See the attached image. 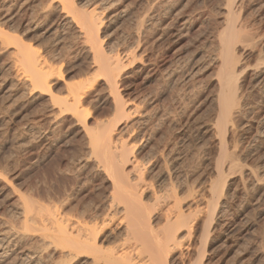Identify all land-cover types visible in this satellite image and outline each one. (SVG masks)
I'll return each mask as SVG.
<instances>
[{
  "label": "rangeland",
  "instance_id": "obj_1",
  "mask_svg": "<svg viewBox=\"0 0 264 264\" xmlns=\"http://www.w3.org/2000/svg\"><path fill=\"white\" fill-rule=\"evenodd\" d=\"M14 1H15L13 4L14 8L12 12L13 15L14 14L17 15V19L16 16L14 15L12 21L6 23L5 25L6 28L10 32L11 31H13L14 33L17 32L16 36L18 38L19 36H21L20 39H22V41L26 43L29 42L28 46L34 47L32 49L37 53L41 52L42 53L41 55L46 57L47 60H50L51 62L56 64H58V62L61 60L60 64H58L59 66L61 65L62 67L61 69L63 73V79L61 82L70 81L69 78L71 79L70 82H74V81L79 82L80 78L83 82L86 81L84 80L85 76L86 77L89 76L87 78H90L92 76V74H90L91 72L89 68L90 65H92L91 55L88 54V52L83 48L81 41L77 37V33H74L76 32L75 30L71 28H65V29L62 28V26L60 25L61 23L60 15L58 13L55 14V12L53 13L51 10L52 5L55 4L53 3L54 1L52 2L50 0L52 2L50 3L51 6L49 4L50 2L49 0H42L43 2L41 0H26V2L25 0H14ZM74 1L75 4L77 5L80 4L79 6H81L82 4L84 6H86L87 4L88 6L89 3H91L89 5L91 6L93 4H97V1L99 3L100 0L97 1L74 0ZM105 2L107 3V5L104 6V10L102 12L103 13L102 17L105 20L103 21L100 27V43L102 47H104L106 51L112 50V52L114 51V53H117L116 52L117 49L120 52L123 50L122 48L125 49L129 47L130 48L134 47L132 49L135 50V54L138 56L133 59V62L130 61L131 64H129L130 62L128 61L129 63H126L121 70L120 77L118 79V84H119L118 89L120 95L123 97L124 101H126V103L131 106L142 102H146V104L144 106L142 105L141 108H144L146 106L147 109H151V110L157 109L160 112V114L163 113V116L165 115L164 116L165 124L161 123L157 127H154L155 126L154 124H147L145 127L144 126L142 127V125H137V128H135L136 126L129 128L130 129L128 130L129 132L127 131L129 135L127 132H124L123 136H125L126 138H130L131 135L132 139L130 138V140L132 141L134 140V152L136 153L137 156L138 155L142 156L143 153L145 154L147 151V148H143L142 146L144 144V141H141L142 139L141 136L144 133L147 134L153 128H156L158 130L159 136L164 135V133L167 134V132L170 133L171 131H173L172 135L171 133L170 134L168 133L169 136L167 135V139L170 136L176 137L175 138L176 140L179 138L177 142L178 143L180 142V145L182 144L180 147V154H181L180 155L181 157L179 156L180 159L182 160L185 158L188 159V156L190 158L193 157L194 154L193 160H194V164L196 163L195 170L197 172L195 179L200 181H207V182L217 180L215 179L217 178V176L213 172V169L218 159V154H217L218 150L216 149L217 148L216 144H218L217 142L218 139L216 140L215 139L216 137H214L216 133L214 132L215 130L212 128V125L215 124L213 122L214 120H216L215 114L217 113L216 111H214V109L216 110V107H215V102L213 100L216 99V96L218 95L217 93L219 92L217 79L220 78V74L217 75V72L220 69V61H216L214 57H216L218 52H220V50L222 49L220 45L221 41L218 42V40H220L221 38L220 36L225 31L226 24L228 23L229 20L227 16L228 14L226 15V11L224 10V8L228 3V0H164V2L162 0H120V1L117 0L115 1L116 3L115 2L109 3V0H107ZM23 3L24 5H22ZM20 5H22L23 7ZM42 7L44 8L43 11L46 10V12L44 13H46L47 15L45 16H43L44 13L41 12ZM106 7L107 8L109 7L108 11ZM16 9H18V12H15L17 11ZM35 9H38L36 10L38 11L37 15ZM50 14L51 17L49 16ZM151 15H153L154 17ZM144 17L145 19L147 18L148 20L147 19L144 20ZM34 18L35 20L37 18L38 19L35 21ZM49 18H51V21H49L50 20ZM236 19L238 20V22L235 21L237 24H239V22L242 24L241 30L243 29L242 32L243 34L245 33L246 36L244 38H241V40L237 43L236 48L238 50L236 49L235 51L236 58L237 59L240 58L239 59L240 65L242 63L245 68V69L243 68L241 73H239V76H241L240 80L245 84L243 88L244 93L242 92V95L240 97V102L242 104L241 116L243 117L241 118L240 116L239 120L236 119L232 123L233 135L231 134L232 136L230 137L228 143L231 144L233 142L231 146L229 144L231 148L229 150L234 153L232 159H234L235 157V159L239 158L238 160L240 161L234 159L235 160L234 164L236 165L235 167L236 169L234 168L235 171L234 170L230 171L228 169L225 170L224 172L225 173L224 177L226 180V183L224 185L225 192L221 194V196H223L221 198L219 196L220 194L218 195L219 197L216 196L217 199L220 200L222 203L221 202L218 203V200L217 202L215 201L216 202L214 204L216 205L215 208L218 206L217 207L218 210L217 209L215 210L216 211L215 214L217 213L218 215L219 214L222 215L221 211L225 212V214L223 213L224 216L222 215V217L220 215L219 217L217 214L215 215L214 222H216V224H219L217 228L218 232L216 231L212 235H210L209 242L206 247V251L204 253V257L202 256L203 262H205L206 264H264V170H263L264 169V70L262 71V69H264V47H261L264 46V0H244V5L237 8ZM142 21L143 23L141 24ZM153 22H155L156 24L159 22L157 27L155 23L153 24ZM136 24L138 25L140 24L139 25L140 27L142 25L143 28L141 27L142 28L141 29ZM137 26L141 30L137 28ZM16 28H18L17 31ZM61 30L64 31L62 32ZM245 30H247V33ZM123 31L125 34L123 33ZM249 32L252 33L250 34ZM249 34L251 35V37ZM247 35L249 36V38H247L248 37ZM218 37L220 38L218 39ZM123 39L125 40V42L123 41ZM136 39L137 40L139 39L138 40L139 42L136 41ZM245 42L247 45L245 44ZM242 43L244 44L245 48ZM10 48L11 47L9 48L5 47L0 42V49H1L0 50V176H1L0 177V243L2 244V245L0 244L1 245L0 247L3 246L0 249L6 250L7 252L6 251L5 252L7 254L8 252L10 253L9 255L6 254V258L5 257L0 258V264H5V263L25 264V262H22V258L20 256H22L23 253L30 251L32 253L36 251L35 253L40 255L38 256L41 257V260L40 261L37 260L36 261L37 264H45L46 262L48 264H56L54 260L57 259L58 255L55 254L54 256L53 255L51 256L50 255L51 249L47 247H43V245L39 241L38 236H34V239L31 238V240L33 239L32 241H34V243L29 239V242L31 241L30 243L27 240L22 241L23 243L22 242L19 243L18 241V243H16V245L13 246L12 245L10 246V244H7V242L4 240L5 237L11 236L12 232L14 233V231H18L19 229L23 231L24 229L23 226L21 225L25 224V221H23L24 223L22 222L23 219H21L22 215L21 212H19L20 211L19 208L22 207L21 203L24 202L23 200L25 196H26L25 200L27 201L29 200L30 202L29 204L33 209H34L33 206L37 205V207L39 208V206L42 203L47 204V205L44 204V206L49 205L48 207L53 209L52 205L55 202L57 204V201H60L57 205L61 206L60 203L62 199L66 200L70 198L68 200H71L73 198L72 201L74 200V202H76L81 197L83 198V200H81L82 198L79 199L81 201H84V199L94 198L106 192L109 189L110 185L108 181H106L105 179L106 177L103 176L104 174L102 172L97 171V169L96 170L94 169L96 168L94 165L96 158L94 155H92L91 150L88 148L89 144L87 143L88 137L86 136L87 135L85 133L86 131L83 129L81 125L80 126L76 125V122L73 119H71V117L68 115H65L63 117L64 115L63 114L60 116L61 118L60 119L59 115L55 114V116L58 117L56 122L55 119L54 120L52 119L56 117L54 116V111L49 107L50 103L48 104L49 102L48 97L40 96L39 94H37L38 92L37 93L34 92L33 90H31V88L29 90L28 86L25 87V82L23 79L24 76L22 77V75H19L22 73L18 71L19 69V68L17 69L18 65L15 66V64L12 63V61L14 62V60L12 58L13 55L11 53L12 49ZM141 53L142 55H140ZM155 61L156 63H154ZM84 62L85 65L83 64ZM86 65H88V67ZM71 66L74 69L71 68ZM16 71L20 73L18 74ZM218 73H220V71ZM217 76H219V78H217ZM20 77H22L23 81ZM61 82L60 81L57 82V84L54 86V90L58 94L59 93L63 94L65 91L64 89L65 84ZM94 83L95 82H93V84ZM102 83L103 82L101 81L99 83H95V85L92 86L93 88L89 87L90 89L92 88L91 89L92 92H88L89 94L87 93L88 96L86 95L87 96L85 98L86 100H84V102H87L85 103V106L87 104L88 109L90 108L89 112H91L89 114L91 116H89V119L87 121L89 126L94 127L96 125L95 122L101 121L103 119L104 120L109 119L112 117L113 114L112 110H110L112 108V105L110 104L112 103L111 102L112 99L108 95V93H106L108 91H106V89L104 88L105 87L104 84L103 86L101 85ZM90 89L88 91H90ZM95 90L98 92L101 90L102 92L100 91V93H98ZM20 100L22 103L20 102ZM186 101L188 103H186ZM153 106L154 108H151ZM244 106L246 110L244 109ZM243 110H245V112ZM163 111L168 113L164 114ZM48 114L50 117L48 116ZM132 116L133 117H131V119L137 118V115H132ZM93 118H95V120ZM174 118L176 119L174 120ZM240 120H241L240 124L242 125L238 124ZM235 123H237L238 125ZM163 125L166 126L163 127ZM148 127H150L151 129ZM173 127L174 128L176 127L175 129L177 130H175ZM176 131L177 132L179 131V133H177ZM119 132L120 131L117 130V133ZM233 139L235 142L233 141ZM138 141L141 143H139ZM183 148L186 149L184 150ZM188 149L190 150L188 151ZM232 149L235 152L232 151ZM187 151L189 152V154L190 153L191 154L188 155V153H186ZM85 156L89 158V160ZM80 157H83V160L82 158L80 159ZM256 158H258L259 160ZM187 159H185L184 162ZM251 163H253L252 166ZM86 164L88 167L86 166ZM237 165H239L238 167L241 169V171L237 167ZM78 166L79 167L81 166L82 168L81 167L79 168ZM89 167H93L94 170H92ZM75 169H77V171ZM249 171L251 172L249 173ZM253 171L255 172V174ZM229 172L231 173L233 172L232 177H231L232 174L230 173L229 175ZM240 172L241 173L245 172V173L244 175L243 174L241 175ZM247 174H249V176L250 174H252L251 176L256 177L254 178L257 179L255 180V184L251 183V181L248 180V177H246ZM212 175L213 177H211ZM66 176H69V179ZM240 176L242 177L244 176L243 177L244 179L241 178ZM42 177L43 179H41ZM237 177H239V179ZM258 181H260V183ZM242 182L244 183L243 186L241 184ZM245 182L247 185L245 184ZM64 185H66L67 187ZM71 185L73 187H71ZM247 186L249 187L247 188ZM43 188H45V190ZM76 188L77 190H79L78 193ZM65 189L68 190L67 192H69V190H73V191H70L71 194L65 193ZM57 190L59 191L57 192ZM52 193H54L55 196H53ZM60 198L62 199L60 200ZM225 199L229 200V202L226 201ZM31 202L32 204H34L33 206ZM44 206H40V207L46 209ZM58 206H56V208ZM16 212L18 213V215ZM222 224L225 226H223ZM37 225L39 224H36L35 226ZM8 228L12 232H10ZM15 228L18 230H16ZM1 238L3 239V242ZM35 241H39V242H35ZM38 243L40 244L38 245ZM31 244H33V246H35L36 248L39 247L38 248L39 252H37L38 250H36L35 247L33 246L30 247ZM41 246L43 247L44 250L43 249L40 250V248H42ZM47 253L49 254V256H51L52 259L48 257ZM199 257H201V255ZM14 258L15 260L18 258L19 260L17 259V261H15ZM49 258L51 260H49ZM83 261H84L83 259L81 261L78 259L77 261L70 262V264H80V263L82 264Z\"/></svg>",
  "mask_w": 264,
  "mask_h": 264
},
{
  "label": "bare ground",
  "instance_id": "obj_2",
  "mask_svg": "<svg viewBox=\"0 0 264 264\" xmlns=\"http://www.w3.org/2000/svg\"><path fill=\"white\" fill-rule=\"evenodd\" d=\"M0 1H1V3H0V42L2 45H4L7 48L11 47L10 49H12L11 53L13 55L12 58L14 60V62L12 61V63H14L15 66L18 65L17 69L19 68L18 71H20L22 74H19L20 72L19 73L17 71L16 72L19 75H22V77L24 76L23 79L25 82V87L28 86L29 90L31 88V90H33L34 92H36V93L38 92L37 94H39L40 96H47L48 97V99H49L48 104L50 103L49 107L54 111V116H55V114L56 115L58 114L59 118H60V116L63 114H64L63 117L65 115H68L71 117V119H73L76 122V125H79V126L81 125L83 127V129L86 131L85 133L87 135L85 133L84 134L88 137V142H87L89 144L88 148L91 150L92 155H94L96 158L95 163H94L96 168H94V169L95 170L97 169V171L102 172L104 175L102 173L101 174L106 177L105 179H106V181H108V183L110 185L109 189L106 192H104L103 194H100L94 198L84 199V201H81V200H83L82 197H81L82 199L79 198L81 200L78 199L79 201L75 200L76 202H74V200L72 201L73 198L71 200H68L70 198H68L66 200H63L62 198H60V200L62 199V201H61L62 204L60 203L61 206L57 205L60 202V201H57V204H56V202L53 203V205L56 204L54 206L52 205L53 209L49 208L48 207L49 205L44 206L45 203H42L43 205L40 203L41 204L40 206H44L46 209H44L43 207L41 208L40 206L38 208L37 205L33 206L34 204H32V202H31L32 206L34 207V209H33L29 204L30 203L29 200L28 201L25 200L26 196H25V198L23 197L24 202L21 203L22 207L19 208L20 211L19 210L18 211L21 212V215L23 217V218L21 217V219H23L22 222L25 221V224L21 225V226H23L24 229H23V231H21V229H19L20 230L19 231L18 229L15 228L18 231H14L11 228L14 231V233H13L9 229L10 228L9 227L8 229L10 230V232H12V234L9 232L11 234V236L5 237L4 240L7 242V244H10V246L11 245L13 246V245H16V243H18V241H19V243H21L22 241H25V240H27L29 242V239L31 240V238L34 239V236H38L39 241L43 245V247H47V248L51 249V254H50L51 256L52 255L54 256L55 254L58 255L57 259L54 260L56 262V264H68V263L70 264V262L77 261L78 259L80 261L82 259L84 260L82 264H206L205 262H203V257H204V253L206 251V247H207L208 242H209L210 235H212L214 232H216L217 228L219 226V224H216V222H214L215 215L217 214V213L215 214V212H216L215 210L218 207L217 206L215 208L216 205H214V204L218 200L217 197H219V196H220V198L223 197V196H221V194H223L225 192V188H224V185L226 183V180L224 177L225 170L228 169V170L232 171L236 167V165L234 164L235 163L234 161L237 158L235 159V157H234L235 160L232 159L234 156V153L229 150V149H231L230 146L233 142L231 144L228 142H229L230 137L233 135L232 134V129H233L232 123L236 119L239 120L241 113H242L241 112V105L242 104L240 102V97L242 95V92L244 93L243 88H244L245 84L240 80L241 76H239V73H241L244 66L242 63H241V65L243 67L240 65V63H239L240 58L239 59L236 58L235 51L237 49L236 48L237 43L241 40V38H244L246 36H245V33L243 34V32H242L243 29L241 30L242 24L240 22H239V24H237L235 21L238 22V20L236 19L237 8L244 5V0H228V3L226 5V7L224 8V10L226 11V15L228 14L227 16H228L229 20H228V23L226 24L225 31L220 36L221 38L218 37V39L220 38V40H218V42L221 41L220 45H221L222 49L220 48L221 49L220 52H218L217 56L214 57L216 61H220V69L218 70V72L220 71V73L217 72V75L220 74V78H219V76H217V78H219V79H217L218 80L217 83L219 86L218 87L219 92L217 93L218 95L216 96V99L213 100L215 102V107H216V110L214 109V111H216L217 113L215 114L216 120H214V118H213V120H214L213 123H215V124H213L214 126L212 125V128L215 130L214 132L216 133V135L214 137H216L215 138L216 140L218 139L217 140L218 144H216L217 145L216 149L218 150V153H217L218 159H217V161L215 160L216 164H215V167L213 169V172L217 176V178H215V179H217V180L209 181V182L200 181V180L195 179L197 172L195 170V168H196L195 164L196 163L194 164V160H193V157H194L193 153L194 152L192 153L193 157L189 158V156H188V159L185 158V159H187L185 162H184L185 159H183V160L180 159V157H181L180 156L181 155L180 154V147L182 144L180 145V142L179 143L177 142L179 140V138L176 140L175 139L176 137L170 136L167 139V135L169 132H167V134L164 133V135H161L162 134L161 133L160 134L161 136H159L158 130L156 128H153L152 130H150L151 128L148 127V128H150L149 129L150 131L147 134L144 133L141 136L142 139L139 137L141 139V141H144V144L142 145L143 148H147L146 153L145 154L143 153L142 156H140V155L137 156L136 153L134 152V140L133 141L130 140L131 135H130V138H126L125 136H123V133L130 130L129 129L130 127L136 126L135 128H137V125H142V127L143 126L145 127L147 124H154L155 125L154 127H157V126H159V124L164 123V116L165 115L163 116V113L160 114V112L157 109H153V110L147 109L146 106L144 108H141V106L142 105L144 106L146 104V102H142V103L131 106V105L127 104L126 101H124L123 97L120 95L119 89H118V85H119L118 79L120 77L121 70L126 63H129L130 61L133 62V59L138 57V56L135 54V50L132 49L134 47H132V48L129 47V48H125V49L122 48L123 50L120 52L117 49V51H116L117 53H114V51L112 52V50L106 51L104 49V47H102V45L100 43V27H101L103 21L105 20L102 17L103 16L102 12L104 10V6L107 5V3L105 2L107 0H100L99 3L96 0L97 4H93L91 6H89L91 3H89L88 6H87V4H86V6H84L83 4L81 6H79L80 4L79 5L75 4L74 0H51L52 2L54 1L53 3H55L52 5L51 10L53 13L55 12V14L58 13L60 15V17H61L60 25L62 26V28H64V29L65 28H71V29L75 30L76 32H74V33H77V37L81 41L83 48L88 52V54L91 55V59H92L91 64L92 65H90L89 68H90V72H91L90 74H92V76L90 78H87L89 76H87V77L85 76L84 80H86V81H83V82H82L81 78H80L79 82H75L74 80H73L74 82H70L71 81L70 78H69L70 81L61 82L63 79V73H62V69H61L62 67H61V65L60 66L58 65V64H60L61 60L58 62V64H56V63L51 62L50 60H47L46 57L41 55L42 54L41 52H39L40 53L39 54V53L33 51L32 48H34V47L28 46L29 42L26 43V42L22 41V39H20L21 36H19V38L16 36L17 35L16 31L18 28H16V31H15L16 33H14L13 31L10 32L6 28L5 25L9 21H12V19L14 18L15 14L13 15L12 10L14 8L13 4L15 1L14 0H0ZM51 1L49 2V4L52 3ZM115 1H117V0H109V3L110 2L114 3ZM162 1L164 2V0H162ZM25 2H26V0H25ZM24 3L22 5H24ZM22 5H20V6H22ZM50 6H51V4H50ZM15 7H16V4H15ZM20 8H18V9H20ZM108 8H107V11H108ZM18 9H16L17 11H15V12H18ZM43 9L44 8L42 7L41 12H43V13L46 12V10L43 11ZM36 10H38V9H35V11ZM142 10H144V9H142ZM150 10H151V8H150ZM148 11H149V8H148ZM33 12H34V10H33ZM37 12L38 11H36V15H37ZM49 12H50V10H49ZM31 14H30V16H31ZM45 15H47V14L44 13L43 16H45ZM15 16L17 19V15H15ZM34 16H32V17H34ZM49 16L51 17V14ZM112 16H114V15H112ZM151 16H153V15H151ZM107 17H108V15H107ZM23 18H22V20H23ZM49 19H50L49 21H51V18H49ZM146 19L144 17V20H146ZM34 20H35V18H34ZM142 23H143V21L141 22V24ZM154 23L155 22H153V24ZM158 23L157 24L155 23L156 27H157ZM153 24H152V26H153ZM136 25H138V24H136ZM138 26H137V28L140 27V26L139 27ZM141 27H142V25H141ZM248 27H249V25H248ZM163 29H164V27H163ZM54 30H56V29H54ZM56 31H58V30H56ZM245 31L247 33V30H245ZM123 33H124V31H123ZM22 37H23V35H22ZM125 37H127V36H125ZM250 37H251V35H250ZM247 38H249V36ZM63 39H64V36H63ZM68 39H69V37H68ZM259 39H260V37H259ZM30 40H31V38H30ZM49 40H50V38H49ZM138 40L136 39V41H138ZM261 40H262V38H261ZM66 41H68V40H66ZM123 41L125 42L124 39H123ZM245 41H246V39H245ZM70 42H71V40H70ZM242 44H241V46H242ZM245 44H246V42H245ZM251 44H252V42H251ZM71 45H72V43H71ZM78 45H79V43H78ZM243 46H244V44H243ZM261 47H264V46H261ZM112 48H113V46H112ZM240 48H242V47H240ZM244 48H245V46H244ZM157 49H159V48H157ZM81 50H82V48H81ZM137 50H138V48H137ZM1 53H3V52H1ZM56 53H58V52H56ZM12 55H10V56H12ZM140 55H142V53ZM54 59H56V58H54ZM131 62L129 64H131ZM154 63H156V61ZM83 64L85 65V62ZM178 64H179V62H178ZM86 66L88 67V65H86ZM127 66H128V64H127ZM11 67H12V65H11ZM71 68H73V67L71 66ZM263 70L264 69H262V71ZM179 72H180V70H179ZM149 76H150V74H149ZM172 76H173V74H172ZM22 77H20V78L22 79ZM21 79H20V81H21ZM23 79H22V81H23ZM253 80H254V78H253ZM59 81L61 83L65 84V88H64L65 91L63 94L62 93L58 94L54 90V86ZM101 81L103 82L101 85L102 86H103V84L105 85L104 88L106 89V91H108L106 93H108V95L112 99V101H111L112 103H110L112 105V108L110 110H112L113 114H112V117L109 119H105V120L103 119L101 121L96 120L97 121V122H95L96 125L93 127V126H89L87 123L89 116H91V115H89L91 112H89L90 108L88 109L87 104L85 106V103H87V102H84V100H86L85 98L88 96L87 93L92 92L91 91V89L93 88L92 86H94L95 83H99ZM24 82H23V85H24ZM91 82H92V85H91ZM93 82H95V83L93 84ZM257 83H259V82H257ZM262 84H263V82H262ZM160 85H161V83H160ZM89 87H92V88L90 89ZM89 89H90V91H88ZM105 89H104V92H105ZM101 90H103V89H101ZM100 91L99 92L96 91V92L100 93ZM20 96H18V97H20ZM9 98H10V95H9ZM125 100H127V99H125ZM145 101H147V100H145ZM20 102H21V100H20ZM186 103H188V102L186 101ZM12 104H13V102H12ZM155 104H156V102H155ZM149 106H151V105H149ZM40 107H42V106H40ZM151 108H154V106ZM165 109H167V108H165ZM242 109H243V106H242ZM244 109H245V106H244ZM168 110H169V108H168ZM245 110H243V111L245 112ZM163 112H164V114L168 113L165 111H163ZM170 112H171V110H170ZM184 113H185V111H184ZM103 114H104V111H103ZM132 115H137V118L131 119V117H133ZM48 116H49V114H48ZM176 116H178V115H176ZM134 117H136V116H134ZM173 117H174V115H173ZM242 117L243 116H241V118ZM57 118L58 117L52 118V119L53 120L55 119V122H56ZM93 119L95 120V118H93ZM175 119L176 118H174V120ZM48 120H49V118H48ZM169 120H170V118H169ZM178 121H180V120H178ZM240 123H241V120L238 124H240ZM235 124H237V123H235ZM175 125H176V123H175ZM189 125H190V123H189ZM240 125H242V124H240ZM56 126H58V125H56ZM164 126H166V125H163V127ZM138 127H140V126H138ZM151 127H152V125H151ZM135 128H134V130H135ZM117 130L120 132L117 133ZM142 130H143V128H142ZM171 130H169V131H171ZM175 130H177V129H175ZM172 132L173 131L170 132L171 135H172ZM209 132H211V131H209ZM177 133H179V131ZM128 135H129V133H128ZM138 136H139V134H138ZM177 136H178V134H177ZM209 137H211V136H209ZM233 141H234V139H233ZM139 143H141V142H139ZM229 144H230V146H229ZM189 150L190 149H188V151ZM198 150H200V149H198ZM198 150H197V152H198ZM188 151L186 153H188V155H190L191 153L189 154ZM232 151H234V150L232 149ZM134 153H135V155H134ZM88 155H89V153H88ZM81 158L83 160V157H80V159ZM87 159L89 160V158H87ZM248 159H249V157H248ZM256 159H258V158H256ZM73 161H74V159H73ZM93 161H94V159H93ZM238 161H240V160H238ZM78 163H79V161H78ZM236 163H237V161H236ZM83 164H84V162H83ZM83 164H82V166H83ZM87 164H90V163H87ZM87 164H86V166H87ZM252 164L253 163H251V166H252ZM245 165H246V163H245ZM238 166L239 165H237V167ZM247 167H249V166H247ZM86 168H84V169H86ZM89 168L94 170L93 167H89ZM250 168H249V170H250ZM77 169H75V170L77 171ZM69 170H70V168H69ZM240 171H241V169H240ZM250 172L251 171H249V173ZM256 172H257V170H256ZM261 172H263V171H261ZM230 173L231 172H229V175H230ZM244 173L242 172L241 175L242 174L244 175ZM53 174H52V176H53ZM254 174H255V172H254ZM251 175L252 174H250V176H249V174H247L246 177H248V180H250L251 183L255 184V180H257V179H254L256 177L251 176ZM52 176H50V177H52ZM216 176H214V177H216ZM232 176H233V174L231 175V177ZM258 176H259V174H258ZM66 177H68V179H69V176H66ZM197 177H198V175H197ZM211 177H213V175ZM240 177L243 178L244 176L243 177L240 176ZM45 178H46V175H45ZM200 178H201V176H200ZM237 178L239 179V177H237ZM41 179H43V177ZM208 179H210V178H208ZM262 180H263V178H262ZM245 181H246V179H245ZM260 181H261V179H260ZM260 181H258V182L260 183ZM243 182H244V180H243ZM243 182L241 183L242 186L244 184ZM245 184H246V182H245ZM48 186H50V185H48ZM64 186H66V185H64ZM71 187H73V186L71 185ZM248 187L249 186H247V188ZM77 188H76V190H77ZM251 188H252V186H251ZM43 189L45 190V188H43ZM59 190H57V192ZM51 191H53V190H51ZM67 191L68 190L65 189V193H70V191H73V190H69V192H67ZM78 192H79V190H77V193ZM37 193H38V191H37ZM52 194H53V196H55L54 193H52ZM229 194H231V193H229ZM229 194H227V195H229ZM49 196H51V195H49ZM65 196H64V198H65ZM16 199H14V200H16ZM225 200L229 202V200H227V199H225ZM41 202H43V201H41ZM219 202H221V201L218 200V203ZM45 205H47V204H45ZM56 206H58V207L56 208ZM220 206H221V204H220ZM35 207H36V209H35ZM34 210H35V212H34ZM219 213H220V211H219ZM221 213H222V215H223V213L225 214V212H222V211H221ZM226 213H227V211H226ZM17 215H18V213H17ZM222 215H220V216L222 217ZM10 216H11V214H10ZM22 222H20V223H22ZM34 224L35 225L39 224V225L35 226ZM24 225H25V227H24ZM223 226H225V225H223ZM3 237H4V235H3ZM39 241H35V242H39ZM2 242H3V239H2ZM32 242L34 243V241H32ZM40 243H38V245ZM7 244H6V246H7ZM31 246H33V244H31L30 247ZM2 247H0V248H2ZM30 247H29V249H30ZM33 247H35V246H33ZM43 247L40 248V250H42ZM20 248H22V247H20ZM38 248H36V250H38L37 252H39ZM27 250H28V248H27ZM5 251L6 250H4V249H0V258H3V257L6 258V254H7L6 252L7 251L6 252ZM35 252L32 253L30 251V252L23 253L22 256H20L22 258V262H25V264H37L36 261L37 260L40 261L41 257H39L40 255L35 253ZM9 254L10 253L8 252L7 255H9ZM47 255H48V257L51 258V256H49L48 253H47ZM200 255H201V257L203 256L202 259H201V257H199ZM197 256H198V258H197ZM46 258H45V260H46ZM50 258H49V260L52 259V258L51 259ZM17 259L15 260V258H14L15 261H17ZM20 262H21V260H20Z\"/></svg>",
  "mask_w": 264,
  "mask_h": 264
}]
</instances>
